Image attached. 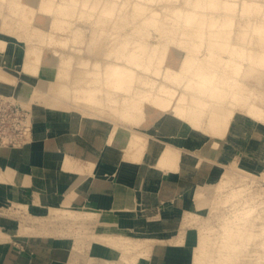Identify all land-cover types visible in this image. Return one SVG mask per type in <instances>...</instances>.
<instances>
[{
	"label": "bare ground",
	"instance_id": "1",
	"mask_svg": "<svg viewBox=\"0 0 264 264\" xmlns=\"http://www.w3.org/2000/svg\"><path fill=\"white\" fill-rule=\"evenodd\" d=\"M240 20L246 23L236 34ZM9 59L24 77L23 91L3 62ZM0 89L21 92L48 113L44 124L61 152L54 164L70 177L59 184L58 204L46 205L40 197L49 163L29 166L24 148L4 149L21 164L0 162L1 203L31 187L35 198L17 203L37 220L130 218L132 229L51 245L55 263L155 264L154 252L168 249L185 264H240L248 247L264 252V198L252 189L264 171L231 158L236 146L264 153V0H0ZM46 132H35L33 142ZM206 148L226 152L229 165L202 155ZM166 176L177 177L165 187L172 206L185 203L191 217L206 212L217 227L195 218L176 237L166 215L172 222L143 232L158 205L142 202H158ZM87 180L114 184L112 201L94 195L74 206L76 187ZM7 227L0 226V264H8L7 237L49 239L24 220ZM63 245L74 250L70 256ZM243 264H264V254Z\"/></svg>",
	"mask_w": 264,
	"mask_h": 264
},
{
	"label": "rangeland",
	"instance_id": "2",
	"mask_svg": "<svg viewBox=\"0 0 264 264\" xmlns=\"http://www.w3.org/2000/svg\"><path fill=\"white\" fill-rule=\"evenodd\" d=\"M245 23L246 22H244L243 20H240L238 22L236 34L238 33V31H240V26ZM150 41L153 42L155 41V39H151ZM6 63V68H9V71L11 73L17 75L18 85L20 84L22 86L21 88H19V90L23 91V89L25 88L23 87L24 77L19 74V66L15 64L14 61H12L11 59H9ZM19 93L21 92H18L17 94L16 92H14L13 94H4L3 91H1L0 89V152L4 149L12 148H15V150H17L18 148L26 149L34 143L33 136L37 131H47L46 133L48 134V136L56 135V132L52 128H48L44 124L43 120L45 115H42L43 112L41 110V106L39 104L31 105V101L26 100L25 97H21ZM29 104L31 105V107H29ZM35 107H37V109L42 112L40 115L34 114L33 108ZM252 139L253 136L248 135L246 144H248L249 141H251ZM222 141L225 143L227 139H224ZM201 152L202 155H207L208 149H202ZM220 153L221 154L216 155L213 153H209L208 156L211 158H215L224 166L229 165L230 160L224 158V156L226 157L227 153L224 151ZM231 158L237 160L241 167L248 169L254 173L259 174L264 171V153L263 155L258 156L257 152L250 151L249 148L247 149V146H236L233 150V155L231 156ZM244 162L246 163L244 164ZM173 178L177 180V177L173 176ZM252 189L256 192H260L261 197L264 198V174L259 175V178H257L256 181L252 184ZM28 191H30V193H28L29 197L26 195V193L22 192L19 199H16V202H13V200H8L7 203L0 202V226L2 228L8 229L7 226L15 224L20 220H24L25 224L27 225H32L37 227L38 229H44L48 231L49 239H52V244H49L50 247L51 245L55 247L56 245H58L59 241L63 243H70L69 241L87 243L88 241L86 237L89 233L99 234L103 232H108L109 229H113L114 232H118L120 229H129V227L132 229V227L127 224L130 221V218L126 220V223L124 222L125 220L116 222V218L114 216L109 217V221H105L104 219L97 220V218H89L86 219L84 223L72 222L70 220H60L52 217H47L48 219L42 218L37 220L38 218H36L35 216L28 215L26 212L20 209L19 204L17 203L19 201L21 203H24L26 199L35 198V194L31 192V187L28 188ZM42 201H44V204H48V200L45 197L42 198ZM171 201L169 199L162 198L158 208L155 211L156 214L153 215L152 218L151 216H148L146 223H143L142 221L143 224L141 226V229L143 232H145L146 230H149L150 232H155V230L162 228V225L165 224L167 220L172 222V220L165 219L164 216L166 215L167 217L170 216L171 218L173 216V225H171V231L174 233L176 232V237L186 236V234L188 233L187 226H190V224L193 222V220H195V218L198 219V223L196 224L198 226H207L208 224L212 227H217L216 222L208 213H198L196 216L193 217L186 216V214H184L186 204L184 203L183 205H180V207L179 205L175 204H173L172 206ZM51 204L56 205L58 203H49V205ZM123 218L126 219L127 217L124 216ZM140 219L144 220L142 217ZM218 234L219 232L216 231L214 235H216L217 237ZM5 242L11 247H14L13 245H17L18 247H20V249H23V247L20 245V243L23 244L22 241L14 242L11 237H7L5 239ZM10 242L12 243L10 244ZM23 245L26 247L27 245H31V243H25ZM60 248L67 251L66 256H70L71 252L74 251L71 249L69 250L65 245ZM253 248L255 247L250 246L247 248V250L244 251L243 255L241 256L240 264L252 260L258 255L264 254V252ZM24 253V255L28 253L27 249H25ZM13 260L16 262L15 259ZM46 262L47 260L42 264H47ZM98 262L100 261L98 260Z\"/></svg>",
	"mask_w": 264,
	"mask_h": 264
},
{
	"label": "crops",
	"instance_id": "3",
	"mask_svg": "<svg viewBox=\"0 0 264 264\" xmlns=\"http://www.w3.org/2000/svg\"><path fill=\"white\" fill-rule=\"evenodd\" d=\"M7 61L8 60H5L3 62L6 63ZM36 112H35V114H39V115L42 113L40 111H38V113H36ZM47 114H45L43 112L42 115H45L43 121H46L48 119ZM51 136H54V135H51ZM55 144H58L57 141L51 140L50 136H48V134H47V137L44 136L39 141L34 142L31 146L27 147L24 151L25 156H23L24 161L29 166H31L33 163H37L39 165H40V163L42 165L46 164V163L38 162V161H46L49 163L50 168L46 173V178H47V182H48L49 187H48V191H46V193H43L41 196V199L43 197H45L48 200V204L59 202L58 200L63 195V192L60 191L61 185H59V184H62L64 182V180H65V182L70 181V177L69 178L63 177L58 166L54 164V160L56 161L58 159V155L61 154V152L58 151L59 149H57L58 146H56ZM35 147H37V148H35ZM65 150L68 153L73 154L76 157L81 158L84 162L87 161L86 160L87 159L86 154H84V155L78 154V152L76 150H72L71 146L65 145ZM5 151H7V150H3L0 152V162L10 161L12 164L13 163H18L17 165L21 164V163L17 162L18 156H13L9 159L6 158ZM9 151H11V149ZM22 152H23V150H22ZM32 156H35V157L32 158ZM34 159H36L37 161H35ZM50 164H53V166H50ZM166 178H167V176L165 177L164 182H163V185L165 184V186L164 187L162 186L161 189L159 190L158 202L154 201L152 203L150 200H144L142 202L144 206L145 205L151 206V205H156V204L159 206V203L162 200V198H166V199H169L171 201L169 195L166 193L165 187L169 181H173L175 179L170 178V177H168L167 179ZM101 183L102 182H99L96 180H91L90 182H89V180H87V181H85V183L83 185H79L78 187H76L77 197L73 201L74 206H81L82 204H84V201L87 200L88 198L94 199L93 198L94 195L97 196V198L102 196L106 201L111 202L113 199V196H114V190H115L114 184L111 187H108L107 185L104 186ZM89 184H91V185H89ZM28 188L29 187L21 188L20 193L18 194V197H20L22 192L26 193V195L28 196V193H30V191H28ZM96 190H99V191H96ZM31 192H33L35 194L33 189ZM51 205H53V204H51ZM170 205H171V202H170ZM2 243L4 245L5 244L7 245V251H6L7 254L5 257L7 258L6 261L8 262V264L9 263L10 264H27L25 262L24 263L21 262V260L23 258H26V259L31 258V260L29 261L28 264H31V263L32 264H42L46 260H47V262H46L47 264H59V263H55L53 261L51 255H50V245L49 244H52V239H49V240L43 239L40 241H37L33 238L29 239L27 243H29V244L31 243V245H27L25 247L22 243H20V245L23 247V249H20V247H18L17 245H13L14 247H11L5 241H3ZM15 247H17L18 249ZM25 249H27V251H28V253L26 255H24ZM13 259H15L16 262ZM154 259L156 260L155 264H185V262H183L181 260H177L174 256H172L170 254V251H168V249H166V252L155 251L154 252ZM98 260L100 262H98ZM115 263H117V262L114 260L108 261V260L97 258V257H88V258H86L85 262H83V264H115Z\"/></svg>",
	"mask_w": 264,
	"mask_h": 264
}]
</instances>
